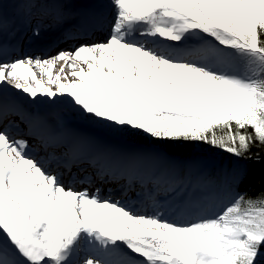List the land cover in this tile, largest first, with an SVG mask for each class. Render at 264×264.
Wrapping results in <instances>:
<instances>
[{"label": "snow or ice", "instance_id": "6c2138e0", "mask_svg": "<svg viewBox=\"0 0 264 264\" xmlns=\"http://www.w3.org/2000/svg\"><path fill=\"white\" fill-rule=\"evenodd\" d=\"M0 264H264V0H0Z\"/></svg>", "mask_w": 264, "mask_h": 264}, {"label": "bare ground", "instance_id": "6f19581e", "mask_svg": "<svg viewBox=\"0 0 264 264\" xmlns=\"http://www.w3.org/2000/svg\"><path fill=\"white\" fill-rule=\"evenodd\" d=\"M56 71H58V68H57V69H54V73H55Z\"/></svg>", "mask_w": 264, "mask_h": 264}, {"label": "trees", "instance_id": "16d2710c", "mask_svg": "<svg viewBox=\"0 0 264 264\" xmlns=\"http://www.w3.org/2000/svg\"><path fill=\"white\" fill-rule=\"evenodd\" d=\"M257 191H259V188L257 187ZM253 194H255V193H253Z\"/></svg>", "mask_w": 264, "mask_h": 264}]
</instances>
